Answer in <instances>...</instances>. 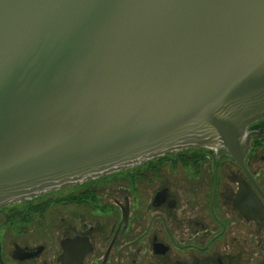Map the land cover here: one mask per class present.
I'll return each instance as SVG.
<instances>
[{
    "label": "water",
    "instance_id": "95a60500",
    "mask_svg": "<svg viewBox=\"0 0 264 264\" xmlns=\"http://www.w3.org/2000/svg\"><path fill=\"white\" fill-rule=\"evenodd\" d=\"M263 118L264 0H0V209Z\"/></svg>",
    "mask_w": 264,
    "mask_h": 264
},
{
    "label": "flooded vegetation",
    "instance_id": "af4514ba",
    "mask_svg": "<svg viewBox=\"0 0 264 264\" xmlns=\"http://www.w3.org/2000/svg\"><path fill=\"white\" fill-rule=\"evenodd\" d=\"M247 133L243 164L182 148L0 209V264H264V118Z\"/></svg>",
    "mask_w": 264,
    "mask_h": 264
},
{
    "label": "trees",
    "instance_id": "16d2710c",
    "mask_svg": "<svg viewBox=\"0 0 264 264\" xmlns=\"http://www.w3.org/2000/svg\"><path fill=\"white\" fill-rule=\"evenodd\" d=\"M50 204L48 203V204H45L44 206H37V205H32L31 203H26V202H24V203H22V204H17V205H13V206H10V207H7L6 209L9 211V213H11V211H12V213H13V215L15 216V217H17L18 215H21V214H23V212H13V211H16V210H21V209H24V208H34V209H45V208H47L48 206H49ZM41 207V208H40Z\"/></svg>",
    "mask_w": 264,
    "mask_h": 264
},
{
    "label": "rangeland",
    "instance_id": "374dc122",
    "mask_svg": "<svg viewBox=\"0 0 264 264\" xmlns=\"http://www.w3.org/2000/svg\"><path fill=\"white\" fill-rule=\"evenodd\" d=\"M22 204V203H21ZM53 207V206H52ZM18 217V216H17ZM16 217V218H17ZM34 220H36V218H34ZM1 223V222H0ZM34 223V226L36 225V222H33ZM55 223V222H54ZM1 225V224H0ZM23 226V224L20 222V221H16V228L19 230L21 229Z\"/></svg>",
    "mask_w": 264,
    "mask_h": 264
}]
</instances>
